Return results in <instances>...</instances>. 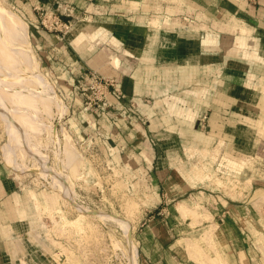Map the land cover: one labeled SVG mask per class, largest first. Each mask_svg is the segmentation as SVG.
Returning <instances> with one entry per match:
<instances>
[{
    "label": "crops",
    "instance_id": "1",
    "mask_svg": "<svg viewBox=\"0 0 264 264\" xmlns=\"http://www.w3.org/2000/svg\"><path fill=\"white\" fill-rule=\"evenodd\" d=\"M11 2L36 23L31 42L64 91L73 85L80 93L77 88L91 83L87 79L92 72L114 81L117 91L109 100L115 108L106 112L80 111L84 98L68 92V100L76 104L71 118L78 120L84 136L101 131L111 149L138 157L143 166L158 167L155 178L168 192L164 203L194 188L186 171L177 168L187 160V151L199 156L207 150L214 159L219 157L218 162L235 163L256 147V123L264 113V0ZM45 12L70 23V34L41 27L39 18ZM81 35L85 38L79 44ZM202 134L214 141L205 145ZM223 197L215 199L223 217L217 222L222 232L234 210ZM29 220L21 182L0 151V264L48 260L39 254ZM158 223L149 225L148 233L162 264H180L174 257L179 254L177 245L185 252L179 226ZM223 236L226 263L240 264L237 257L243 249L237 246L230 253L233 241ZM138 243L145 264V225Z\"/></svg>",
    "mask_w": 264,
    "mask_h": 264
},
{
    "label": "rangeland",
    "instance_id": "2",
    "mask_svg": "<svg viewBox=\"0 0 264 264\" xmlns=\"http://www.w3.org/2000/svg\"><path fill=\"white\" fill-rule=\"evenodd\" d=\"M2 3L26 21L30 39H32V31L36 23H32L31 19L26 18L15 9L11 0H2ZM39 21L41 22L40 18ZM69 32H71V29ZM82 40L79 37L76 42L80 44ZM31 43V48L40 63L41 71L55 88L54 91L52 90V95H55L54 97L58 102L65 103L64 105L68 108L63 116L59 114L56 106L52 108L53 112L51 111L49 114L41 113L42 121L51 127L53 126L52 130L56 131V136L43 132L37 137L38 142L37 138L33 140L37 143L41 142L38 148L42 157H40V153H35V155L28 153L29 155L26 154V156L25 153H22L23 155L16 153L18 162L24 163L21 165L32 169V173L30 170L27 171L28 174H26V171L17 173L13 170L22 185L23 196H25L30 217L29 221H31L32 226L37 228L34 231L35 233L32 232V236L39 246V254L43 253L49 260L46 263L43 262L44 264H131L126 250L127 238L125 231L115 217L122 218L121 220L128 225L130 233L132 232V239L134 244L136 243L139 255L136 258L137 264H142L140 258L141 245L138 242L139 234L144 225L145 264L163 263L160 259L162 255L157 253L158 247L155 242H152L149 236L150 233H148V226L158 222L177 224L179 226L177 233L181 235L180 245L190 238L203 245L205 251L210 256L215 257L212 248L206 247L201 240L209 225H214V222L217 228L213 231L212 241L221 253L224 260L222 264L228 263H226L224 257V248L226 247L224 246L223 233H225L228 240L233 241L234 245H231L228 249L230 253L233 254V251L237 250V246L243 249L244 255L237 257L240 264H264V113L256 123L258 130L256 147L253 150H247L245 157H241L235 163L225 159L218 162L219 157L216 158V161L212 156V152L207 150L201 151L199 156H197V151H187V160L177 168L186 171L184 176L187 177L194 188L187 196L174 198L172 201L168 200L167 203H164L168 192L161 185L163 181L161 182L159 178H155V173L159 170L158 167L152 168L146 166V164L143 166L140 163L141 159L138 157L129 156L124 151L111 149L108 137L101 134V131L100 135L95 136H84L82 134L78 120L71 118L75 115V103L73 104L68 100L67 96L68 92H78L76 86L72 85L70 91L67 88V92L58 86L55 77L41 63L33 42ZM76 96L77 99L83 97L82 93H77ZM82 102L85 105L84 99ZM81 110L86 109L82 108ZM86 111H90V109ZM98 130L100 129L98 128ZM199 136L205 139L203 140L205 145L214 141H210L211 136L209 137L208 134ZM67 139L75 146V149L77 148L76 151L79 153L81 160L78 166L73 168L74 170H63L64 175L68 176L63 186L69 194L72 193V190L74 191L75 203L81 207L92 211L106 212L107 215L110 214L109 217L104 218L99 215H89L79 227H76L75 224V221L80 218L79 212L75 209L76 205L59 196L60 194L33 170L36 166H42V163L57 169L59 167L58 159H56L58 158V151L62 147L65 148ZM59 140L60 143H58ZM4 143L5 136L0 125L1 155ZM29 156L32 157L28 158ZM31 159L33 160L31 161ZM19 176H22V178ZM48 180L50 181V179ZM182 184L186 183L182 182ZM34 193L43 201L40 212L34 210ZM218 196L219 199L225 196L223 198L226 201L228 200L234 207V210H231L228 215L229 220L226 219L230 224L226 225L223 232L221 229L219 230L217 223L220 217L223 218L221 214H218L220 211L216 202ZM197 202L203 206V211L209 212L208 216H211L212 220H207L204 212L203 215L195 219H184L175 212V208L179 203L195 206ZM111 217H114V219H111ZM159 223L158 226L161 227L162 224ZM177 246L176 250L180 255L174 254L175 256H173L178 259L180 264H196L191 261L186 251L184 252L179 245ZM146 254L149 255V258ZM213 264L215 263L213 262Z\"/></svg>",
    "mask_w": 264,
    "mask_h": 264
},
{
    "label": "bare ground",
    "instance_id": "3",
    "mask_svg": "<svg viewBox=\"0 0 264 264\" xmlns=\"http://www.w3.org/2000/svg\"><path fill=\"white\" fill-rule=\"evenodd\" d=\"M96 35L98 36V34ZM80 37L82 39L85 38L84 35H81ZM91 39H95V35L92 36ZM31 46L32 43L26 21H24L16 12L9 10V8L2 3V0H0V125L5 136V143L2 145V157L9 168L17 173L31 171L32 169L24 165L22 166L21 164L24 163L18 162L16 153L21 155H23L22 153H25V156L28 153L31 155H35V153L38 154L41 152L38 148V145L41 142L39 141V143H37V137L43 132H48L53 134L52 136H56V131L54 129V131L52 130L53 126L51 127L49 124L42 121L41 113L45 112V114H49L51 113L52 108L56 106L59 114L63 116L68 109L67 106L64 105L65 103L58 102L54 97L55 95H52V90L54 91L55 88L48 77L41 71L40 63ZM36 138L37 142L33 141L34 139L36 140ZM66 141L65 148L63 149L62 147L59 151L57 150L59 152L57 155L58 158H56L58 159L59 165L57 169L60 170L50 167L45 163H42L43 165L38 167H34V165H36L34 164V168H31L36 171L39 177H42V179L44 178V180L50 184L52 189L54 188L58 194H60L59 196L76 205L75 209L80 214V218L75 221L76 227L83 224L89 215H99L101 218L109 217L108 215L110 214L107 215L106 212L105 214L102 211L97 212L95 210H88L76 204L74 200V191L72 190V193L69 194L63 186V183L68 179V176L64 175L63 170H74L73 168L78 166V163L81 160L79 153L76 151L77 148L75 149V146H73L68 139ZM58 143H60V140ZM31 157L29 156L28 158ZM40 157H42L41 153ZM32 160L33 159H31V161ZM28 173L29 172L26 174ZM19 177L22 178V176ZM48 179H50V181ZM42 205V200H34V210H36V212L42 210ZM176 210L184 219H195L203 215L204 212L206 219L212 220V217L208 216L209 212L205 210L203 211V206L199 204V202H197L195 206L179 203ZM111 219H114V217H111ZM115 219L118 220L120 226L125 231V236L127 238L126 250L129 254L131 264H137L136 258H138L137 256L139 255L135 245L136 243L134 244L132 239V232L130 233L128 225L121 220L122 218L115 217ZM213 224L214 225L211 226L209 225L208 230L202 235L201 240L206 247L208 246L212 248L215 257L210 256L205 251L203 245H200L190 238L183 244L188 257L196 264H213V262L215 264H222L224 262L219 249H216L212 241L213 231L217 228L214 222ZM36 230L37 228L35 227L34 231Z\"/></svg>",
    "mask_w": 264,
    "mask_h": 264
},
{
    "label": "built area",
    "instance_id": "4",
    "mask_svg": "<svg viewBox=\"0 0 264 264\" xmlns=\"http://www.w3.org/2000/svg\"><path fill=\"white\" fill-rule=\"evenodd\" d=\"M41 22L39 23L50 32L67 34L71 29V24L63 22L60 16L53 12H45L41 15ZM91 83L87 86H79L85 100L86 110H100L106 112L107 109L115 108V105L110 102V95L117 91L113 80L104 79L97 72L88 74V79Z\"/></svg>",
    "mask_w": 264,
    "mask_h": 264
}]
</instances>
